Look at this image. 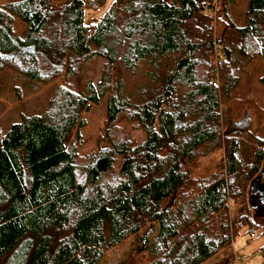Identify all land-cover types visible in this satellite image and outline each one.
I'll return each instance as SVG.
<instances>
[{"label":"trees","instance_id":"1","mask_svg":"<svg viewBox=\"0 0 264 264\" xmlns=\"http://www.w3.org/2000/svg\"><path fill=\"white\" fill-rule=\"evenodd\" d=\"M104 4L0 0V72L58 81L41 114L0 134V264H99L130 237L144 244L170 213L171 231L120 264H203L243 228L253 234L245 197L261 179L264 123L234 131L228 105L248 67L264 84V0ZM95 106L104 129L80 155L81 115ZM222 149L218 171L192 176ZM258 254L264 264V246Z\"/></svg>","mask_w":264,"mask_h":264},{"label":"rangeland","instance_id":"2","mask_svg":"<svg viewBox=\"0 0 264 264\" xmlns=\"http://www.w3.org/2000/svg\"><path fill=\"white\" fill-rule=\"evenodd\" d=\"M113 0H105L104 8H107ZM98 15L95 12H87V22L91 19L95 20ZM17 34H22L20 27L17 28ZM245 64L246 62L243 61ZM100 65L97 68L99 70ZM251 68V69H250ZM252 67L246 69V75H240V89L236 93V99L232 101V105H228L233 120H236V124L233 125L234 131L237 129L247 130L251 128H262L264 123V84L259 82V79L251 77L249 74L253 73ZM97 76L95 77V79ZM58 81L49 83L47 85H41L35 82L26 80L24 77L13 73L10 70H4L0 72V134H4L9 127L20 121L22 116H34L41 114L50 96L52 97V88L57 85ZM218 85H222V82L217 81ZM228 108V111H229ZM230 113V112H229ZM83 117L85 126L80 131L81 146L78 148L80 155H88L96 149L95 143L97 136L103 132L105 113L101 106L92 107L88 112L81 115ZM263 119L262 124L257 125V118ZM232 128V129H233ZM260 128V129H261ZM125 132L128 137L134 139L136 143L140 144L145 141V134L132 126H125ZM264 135V132H260ZM242 137V136H241ZM75 139L74 134L71 138ZM226 153L222 149L214 153L208 154L203 157H199L192 167V176L194 178H204L218 171V168L224 163ZM245 203L251 202V195L246 194ZM193 200H191L192 202ZM253 207V205H252ZM240 205H231L229 209V216L233 219ZM257 210V212H256ZM264 211V209H262ZM258 208H253V214L255 217L252 220L253 234L249 235L248 229L243 228L238 235H236L231 245L226 249L203 264H216L224 258H234L239 260L241 264H260L261 258L259 256V250L264 246V217H260V211ZM255 211V212H254ZM174 212V211H172ZM173 214L170 213L166 217L154 224V231L148 237L143 244L142 235L139 233L136 236L130 237L124 240L121 244L117 245L113 249L107 251L99 264H120L129 258H132L137 250L141 247L150 246L156 239L161 238L172 229Z\"/></svg>","mask_w":264,"mask_h":264},{"label":"water","instance_id":"3","mask_svg":"<svg viewBox=\"0 0 264 264\" xmlns=\"http://www.w3.org/2000/svg\"><path fill=\"white\" fill-rule=\"evenodd\" d=\"M261 179L254 181L251 184V197L257 193L259 194V199L264 205V162L260 171ZM258 188V189H257Z\"/></svg>","mask_w":264,"mask_h":264},{"label":"flooded vegetation","instance_id":"4","mask_svg":"<svg viewBox=\"0 0 264 264\" xmlns=\"http://www.w3.org/2000/svg\"><path fill=\"white\" fill-rule=\"evenodd\" d=\"M258 189V188H257ZM251 203L253 205V208H258L259 210H262L264 209V205L262 204V202L260 201L259 199V194L255 193L253 196H252V199H251ZM257 212V210H256ZM260 217H264V211H260Z\"/></svg>","mask_w":264,"mask_h":264},{"label":"built area","instance_id":"5","mask_svg":"<svg viewBox=\"0 0 264 264\" xmlns=\"http://www.w3.org/2000/svg\"><path fill=\"white\" fill-rule=\"evenodd\" d=\"M99 13H100V10H97L96 14H99ZM237 264H241V263L237 262Z\"/></svg>","mask_w":264,"mask_h":264}]
</instances>
